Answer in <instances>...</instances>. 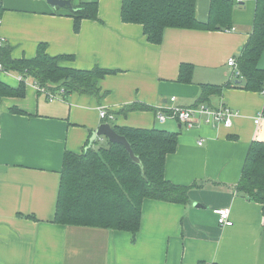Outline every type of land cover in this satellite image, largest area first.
I'll return each instance as SVG.
<instances>
[{"label": "crops", "instance_id": "crops-1", "mask_svg": "<svg viewBox=\"0 0 264 264\" xmlns=\"http://www.w3.org/2000/svg\"><path fill=\"white\" fill-rule=\"evenodd\" d=\"M229 1L234 30L167 28L153 45L141 25L122 22V0H70L73 9L97 2L99 20L81 22L73 9L45 0H0V36L13 60H30L46 45L49 56L64 58L61 67L108 72L94 75V91L51 92L52 101L30 77L0 74V89H23L18 96L0 91V264H264V204L237 190L251 144L264 142V119L255 123L264 97L234 86L227 65L249 39L256 0ZM209 7L210 0H196L199 21L208 20ZM182 64L193 66L191 83L179 81ZM204 84L221 87L206 103L230 107L231 127L157 121L172 97L195 106ZM132 105L147 108L122 112ZM101 108L113 117L102 119ZM104 123L177 134L165 179L190 187L189 201L145 199L135 240L126 231L54 222L65 154H82ZM107 141L98 137L91 148ZM226 208L231 227L218 223L217 211Z\"/></svg>", "mask_w": 264, "mask_h": 264}, {"label": "trees", "instance_id": "trees-1", "mask_svg": "<svg viewBox=\"0 0 264 264\" xmlns=\"http://www.w3.org/2000/svg\"><path fill=\"white\" fill-rule=\"evenodd\" d=\"M235 4L229 0H210L206 22L197 18L196 0H122L121 19L143 28L147 40L161 44L167 28L227 31L233 28ZM75 22L99 20L97 2L82 3L72 10ZM264 52V0H256L252 32L237 57L242 78L234 86L248 91H264V68L259 60ZM62 57L47 54L40 45L30 60H13L9 51L0 47V61L5 69L30 77L50 92H90L96 89L92 80L99 69L82 73L60 66ZM69 59V58H68ZM193 66L182 64L179 81L191 83ZM239 81H242L240 83ZM199 104H207L208 97L221 87L204 84ZM12 96L22 95L23 89L2 88ZM132 105L122 112L146 109ZM130 143L141 164L134 162L120 144L107 141L106 146L86 149L82 154L67 152L64 158L60 191L54 222L60 225L92 227L130 232L135 240L145 199L185 204L190 187L175 185L165 179L168 155L176 151L177 134L159 129L114 127ZM247 200L264 204V142H253L237 186ZM198 264H206L200 262Z\"/></svg>", "mask_w": 264, "mask_h": 264}, {"label": "built area", "instance_id": "built-area-1", "mask_svg": "<svg viewBox=\"0 0 264 264\" xmlns=\"http://www.w3.org/2000/svg\"><path fill=\"white\" fill-rule=\"evenodd\" d=\"M1 17H0V25H1ZM231 30H234L233 28ZM4 39L0 36V47L3 46ZM227 65L232 68L233 77L237 80L242 78L240 70L238 69V63L236 58L232 57L228 60ZM6 72V69L3 63L0 61V74ZM23 79V76L20 77ZM36 88L41 93L46 94L49 99L52 101L56 99V95H52L50 91L46 88L41 87L40 85L34 82ZM62 92V91H61ZM60 92V93H61ZM264 97V91L260 93ZM170 106H161L157 109L155 116L159 123L163 124L168 120H176L180 122L182 125L190 128L194 125V123L198 122L200 124H205L213 127L224 126L231 127L232 120L236 116V113L228 106L221 105L220 107L213 108L207 104H199L193 107H184L176 104L177 99L172 97L170 99ZM1 106V100H0ZM100 117L102 119L112 118L108 115L104 108L100 109ZM262 119H264V107L259 115L255 119V123L258 124ZM202 141L198 143V145H202ZM218 214V223L223 227H231L233 225L232 220L230 219V209H220L217 211Z\"/></svg>", "mask_w": 264, "mask_h": 264}, {"label": "water", "instance_id": "water-1", "mask_svg": "<svg viewBox=\"0 0 264 264\" xmlns=\"http://www.w3.org/2000/svg\"><path fill=\"white\" fill-rule=\"evenodd\" d=\"M50 6H52L53 8H71L73 9L70 0H45ZM240 83H242V81H239ZM98 137H106L108 139L109 142L113 143V144H120L122 145L126 151L129 153L130 158L138 163L139 165L141 164L139 157H137L130 145V143L128 142V140L118 134L115 130L114 127H112L111 125H109L108 123H104L101 124L98 129L96 130V132L92 135V138L90 140L89 146L87 147V149L91 148L94 141L98 138Z\"/></svg>", "mask_w": 264, "mask_h": 264}]
</instances>
